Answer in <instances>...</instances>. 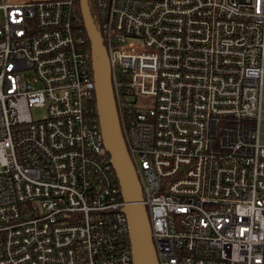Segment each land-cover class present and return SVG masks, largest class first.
<instances>
[{"label": "built area", "instance_id": "built-area-1", "mask_svg": "<svg viewBox=\"0 0 264 264\" xmlns=\"http://www.w3.org/2000/svg\"><path fill=\"white\" fill-rule=\"evenodd\" d=\"M78 1L0 2V264H134ZM95 7L159 263L264 264V0Z\"/></svg>", "mask_w": 264, "mask_h": 264}, {"label": "water", "instance_id": "water-1", "mask_svg": "<svg viewBox=\"0 0 264 264\" xmlns=\"http://www.w3.org/2000/svg\"><path fill=\"white\" fill-rule=\"evenodd\" d=\"M81 15L90 40L96 103L106 149L120 181L126 202L134 264H159L142 185L130 156L118 114L109 53L92 13L89 0H80Z\"/></svg>", "mask_w": 264, "mask_h": 264}, {"label": "trees", "instance_id": "trees-1", "mask_svg": "<svg viewBox=\"0 0 264 264\" xmlns=\"http://www.w3.org/2000/svg\"><path fill=\"white\" fill-rule=\"evenodd\" d=\"M89 4H90V7H91V13H92L93 19H94L97 27L99 28V20L97 18L95 0H89ZM77 13H78V16H79L80 24H81V26L83 27V30H84V35H85V37L87 39V49H88V52H89V55H90V53H91L90 40H89V38L87 36V32H86V29H85V26H84V22H83V18H82V15H81L80 2L77 3Z\"/></svg>", "mask_w": 264, "mask_h": 264}, {"label": "rangeland", "instance_id": "rangeland-1", "mask_svg": "<svg viewBox=\"0 0 264 264\" xmlns=\"http://www.w3.org/2000/svg\"><path fill=\"white\" fill-rule=\"evenodd\" d=\"M8 2L10 1V2H22V1H27V0H7ZM29 1V0H28ZM0 2H1V0H0ZM46 109L45 108H33L32 109V113H33V116L35 117V118H43V117H45L46 116ZM261 142H262V144H264V136L262 135V137H261Z\"/></svg>", "mask_w": 264, "mask_h": 264}, {"label": "crops", "instance_id": "crops-1", "mask_svg": "<svg viewBox=\"0 0 264 264\" xmlns=\"http://www.w3.org/2000/svg\"><path fill=\"white\" fill-rule=\"evenodd\" d=\"M22 2H24V1H22ZM261 107H262V110H261V117H260V139H261L262 135L264 136V88H263Z\"/></svg>", "mask_w": 264, "mask_h": 264}, {"label": "bare ground", "instance_id": "bare-ground-1", "mask_svg": "<svg viewBox=\"0 0 264 264\" xmlns=\"http://www.w3.org/2000/svg\"><path fill=\"white\" fill-rule=\"evenodd\" d=\"M35 1V0H34ZM78 2H80V0L78 1ZM86 29V28H85ZM99 29V28H98ZM100 31V30H99ZM87 32V31H86ZM88 36V35H87ZM89 38V37H88ZM90 61H91V53H90ZM91 67H92V61H91ZM92 71H93V69H92ZM93 75H94V73H93ZM95 79V78H94ZM112 79H113V74H112ZM121 191H122V189H121ZM142 196H143V193H142ZM144 198V197H143ZM124 199V198H123ZM125 201V200H124ZM142 203L144 204V202H143V199H142ZM145 206H146V204H145ZM146 208H147V206H146ZM132 252H133V249H132ZM133 261H134V256H133ZM160 264V263H159Z\"/></svg>", "mask_w": 264, "mask_h": 264}]
</instances>
